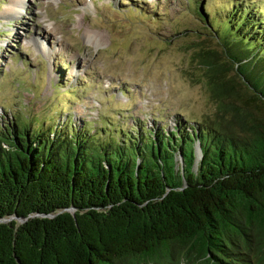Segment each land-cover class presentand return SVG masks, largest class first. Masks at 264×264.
Returning <instances> with one entry per match:
<instances>
[{
	"label": "trees",
	"instance_id": "1",
	"mask_svg": "<svg viewBox=\"0 0 264 264\" xmlns=\"http://www.w3.org/2000/svg\"><path fill=\"white\" fill-rule=\"evenodd\" d=\"M194 2L224 33L231 12ZM243 8L228 21L243 34L230 58L264 98V19ZM206 47L194 59L218 100L212 121L122 139L63 134L32 112L0 121V264H264L260 100ZM14 216L28 219L2 221Z\"/></svg>",
	"mask_w": 264,
	"mask_h": 264
},
{
	"label": "rangeland",
	"instance_id": "2",
	"mask_svg": "<svg viewBox=\"0 0 264 264\" xmlns=\"http://www.w3.org/2000/svg\"><path fill=\"white\" fill-rule=\"evenodd\" d=\"M20 1V12L9 15L19 0H0V121L34 113L63 134L74 128L104 138L105 127L122 139L125 132L171 129L179 120L212 121L218 100L195 49H215L222 60L232 48L228 55L239 59L235 41L243 34L230 17L244 7L251 19H264V0H204L213 11L231 12L222 16L224 33L190 0ZM258 111L264 122V108Z\"/></svg>",
	"mask_w": 264,
	"mask_h": 264
},
{
	"label": "water",
	"instance_id": "3",
	"mask_svg": "<svg viewBox=\"0 0 264 264\" xmlns=\"http://www.w3.org/2000/svg\"><path fill=\"white\" fill-rule=\"evenodd\" d=\"M216 38L218 39V37H216ZM218 41H219V39H218ZM222 60H223L224 63H226V65L228 67L227 68L228 69V73H229L228 75H229L230 79L234 80L236 90L237 91H243V90H240V88H242L244 90H247L250 94L252 92L254 94V96L257 97V99H259L261 101V102L260 101H256L258 103V105L256 107H252L251 111H252V114H253V118H256V121L262 125L263 130H264V122L261 121V119H260L259 111L257 112V108L258 107L262 106V108H264V98L262 96L261 91L255 90V88L253 89V87H250L251 90L247 89V87L245 85L248 84V79L244 78L238 72V66L236 65V63L234 61H232V59L230 58V55H228V51L227 50H226V59L224 57H222ZM230 62H233L234 66H231ZM255 114L257 115L258 118L255 117ZM71 211L74 212V209H72ZM13 219H17L20 223H24L28 218L27 219H22V218H19L17 216H14V217H11L9 219H4L2 221L7 223V222H10Z\"/></svg>",
	"mask_w": 264,
	"mask_h": 264
},
{
	"label": "bare ground",
	"instance_id": "4",
	"mask_svg": "<svg viewBox=\"0 0 264 264\" xmlns=\"http://www.w3.org/2000/svg\"><path fill=\"white\" fill-rule=\"evenodd\" d=\"M14 1H18V0H14ZM22 5H23V2L20 1V0H19V2H11L10 6H9L10 7L9 8L10 10L7 12V14L11 15V14H14L15 12H20L19 10L22 7ZM16 8H18V10H16ZM89 37L92 38L93 36L90 35ZM95 38H96V40L101 41L103 39V35L99 34Z\"/></svg>",
	"mask_w": 264,
	"mask_h": 264
}]
</instances>
